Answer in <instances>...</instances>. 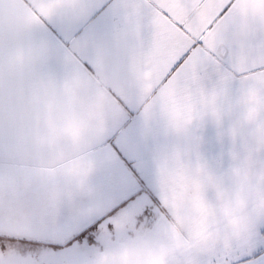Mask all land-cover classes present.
Listing matches in <instances>:
<instances>
[{
  "label": "crops",
  "instance_id": "crops-1",
  "mask_svg": "<svg viewBox=\"0 0 264 264\" xmlns=\"http://www.w3.org/2000/svg\"><path fill=\"white\" fill-rule=\"evenodd\" d=\"M0 17V41L7 42L6 53L0 46L7 59L0 63V121L10 123L6 144L0 141V242L93 252L53 257V264H170V257L153 260L174 258L180 234L185 259L195 247L205 264H264V244L246 259L239 250L228 258L208 234L188 241L169 217L135 225L138 241L141 231L154 233L156 249L146 257L136 245L115 258L107 234L100 235L112 206L105 183L125 174L122 153L130 145H121L130 137L121 133L132 127L110 138L126 117L140 130L152 126L144 119L183 113L176 109L183 102L187 111L201 108L215 92L222 95L224 81L226 96L213 101L236 102L231 81L264 71V0H0ZM32 76L39 77L40 106L26 98L24 83L17 88L18 79ZM224 226L217 230H229Z\"/></svg>",
  "mask_w": 264,
  "mask_h": 264
},
{
  "label": "rangeland",
  "instance_id": "rangeland-1",
  "mask_svg": "<svg viewBox=\"0 0 264 264\" xmlns=\"http://www.w3.org/2000/svg\"><path fill=\"white\" fill-rule=\"evenodd\" d=\"M5 25L0 23V30ZM0 46L6 53V38L0 41ZM15 52L11 50L12 62L16 60ZM1 58L0 63H7L6 57L5 60ZM252 75L231 81L234 84L231 92H238L230 98L236 102L213 101L226 96L223 93H226L228 82L224 81L218 87L222 95L215 92V96H210V102L190 111L184 109L183 102L182 106L176 107H182L183 113L174 115L173 119H144L152 122V126L139 130L133 127L131 118H125L118 134L110 138L114 141L122 131L132 127V133H121L122 137H130L127 145H121L123 148L130 145V150L122 153L126 163L125 174L121 173L120 177L111 174L105 183L111 187L107 201L112 206L110 215L100 221V229L103 230H100V235L107 234L111 241L108 254L123 258L130 253L126 249L138 245V257H146L156 249L151 248L150 243L154 233L149 235V231H141L145 238L138 241L135 225L151 223L157 218L159 223L160 220L167 222V217L171 218L168 221L177 224L176 231L180 229L190 242L208 234L213 243L222 244L228 258H235L237 254L234 251L239 250L242 258L246 259L264 244L260 237L264 235V212L261 210L264 208V71ZM22 83L26 98L30 99V95L40 106L44 97L36 93L39 77L32 76L25 81L18 79L17 88ZM221 114L225 117H220ZM166 123L169 127L160 126ZM8 124L6 119L0 127V141L3 140L4 144L7 131L3 128ZM118 178L120 183L116 180ZM156 208H161L165 214L158 215ZM108 224H118L120 228L130 230L126 232L116 226L111 231L105 230ZM224 225H228L226 228L229 230H217ZM180 237L176 234L173 238V247L178 253L174 258L162 256L154 259L151 254L150 258L158 261L170 257L173 259L170 264H188L189 261L205 264L201 257L198 258L199 250L195 247L191 248V260L185 259L186 255L182 253L185 245ZM12 245L5 246L0 242V264H53L49 263L53 257L64 259L72 255L82 259L93 253L89 254L88 248L81 251L75 247L44 250ZM158 250L168 249L160 248L158 244Z\"/></svg>",
  "mask_w": 264,
  "mask_h": 264
},
{
  "label": "snow or ice",
  "instance_id": "snow-or-ice-1",
  "mask_svg": "<svg viewBox=\"0 0 264 264\" xmlns=\"http://www.w3.org/2000/svg\"><path fill=\"white\" fill-rule=\"evenodd\" d=\"M96 225H90L87 229H84L83 231L80 232L79 236L77 237V239L83 238L84 236L88 235L89 232L94 231L95 230Z\"/></svg>",
  "mask_w": 264,
  "mask_h": 264
}]
</instances>
